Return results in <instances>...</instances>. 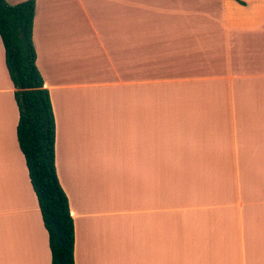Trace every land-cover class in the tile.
Wrapping results in <instances>:
<instances>
[{"label":"crops","instance_id":"crops-1","mask_svg":"<svg viewBox=\"0 0 264 264\" xmlns=\"http://www.w3.org/2000/svg\"><path fill=\"white\" fill-rule=\"evenodd\" d=\"M34 1L33 40L55 114L62 187L65 173L89 174L86 186L94 183L98 195L106 188L96 176L105 172L95 168L102 139L89 134L98 127L102 135L96 100L105 92L116 101L123 93L138 120L134 200L143 194L145 210L131 207L122 250L120 231L114 241L111 231L78 232L91 213L86 200L98 198L94 189L75 211L63 187L75 264H154L162 239L169 264H264V0ZM14 94L0 37V264H52L17 140ZM160 173L185 174L188 183L187 174H200L201 206L184 212L183 229L170 218L161 226ZM79 190L72 197L81 199Z\"/></svg>","mask_w":264,"mask_h":264},{"label":"trees","instance_id":"trees-1","mask_svg":"<svg viewBox=\"0 0 264 264\" xmlns=\"http://www.w3.org/2000/svg\"><path fill=\"white\" fill-rule=\"evenodd\" d=\"M35 14L34 0L17 5L0 0V37L19 110L17 140L49 235L52 264H75V224L57 174L55 114L37 66Z\"/></svg>","mask_w":264,"mask_h":264},{"label":"rangeland","instance_id":"rangeland-1","mask_svg":"<svg viewBox=\"0 0 264 264\" xmlns=\"http://www.w3.org/2000/svg\"><path fill=\"white\" fill-rule=\"evenodd\" d=\"M9 4L11 5V3ZM117 96L120 98L118 101L112 100L111 98L116 96L112 92H109V94L105 92L102 96L103 100H96L97 120L103 121L102 135H99L100 131L98 132V127L95 132L92 130L89 131L91 137L94 135L95 138L102 139V146L96 147L98 149L96 159H100L101 162H96L95 168H98L97 170L101 168L102 171L105 172L96 174V176L100 180L104 178L103 181L106 188L98 195L96 188L94 189V183L86 186L89 183L88 180L92 179L89 177V174H79L80 179L76 178V174H72V178H69L70 174L62 173L61 175L64 178L63 187L69 192L72 199L71 204L75 211L83 202L85 203V192L87 187H91V190L94 189L96 194L95 197H98L94 199V205H91V202L89 206L91 199L90 201L86 200L84 204L85 210L91 208V213L89 212V215H87L85 212L87 220H84V223H82V221L81 223L79 222L78 232L80 235H82L85 229L87 231L89 230L87 234H90V231H92L95 232L96 235L101 231H111V239L114 241L117 237V232L120 231L119 238L121 239L123 250V246L127 244V242L130 243L131 239V232L129 229L132 227V220H128V218L133 215L131 207L134 209L136 208L134 204H141L139 209L141 208L142 211H144L145 201L143 194L140 196L139 203L134 200V194L141 183L138 172H136V154L134 153L138 120L132 105L127 104V101L124 100L123 93ZM102 102L106 106H103L104 108L98 107L100 106L99 103ZM113 104L120 105L114 106ZM121 104H125L126 107L121 109ZM168 176H171L173 180L176 178L182 182L181 189H179L178 184H171V177ZM187 176L189 183L187 178H184L185 174L182 173H160L159 175L161 183V226H164V228H166L170 218L171 227L174 229H183L186 218H190L188 215H185L184 212H188L190 209H198L201 206L198 198L200 195V174L191 173L187 174ZM184 180H186L185 183L188 185L184 184ZM76 181L78 182V188L74 185ZM79 187L82 193L81 199L72 197L76 195ZM78 211H81V209L79 208ZM77 213L75 217L78 221L80 214ZM110 216L112 218H110ZM163 245L162 239L158 250L153 254L154 264H157L158 260L159 264H169L170 256L168 254V249Z\"/></svg>","mask_w":264,"mask_h":264}]
</instances>
